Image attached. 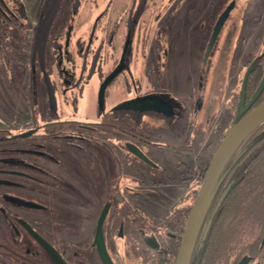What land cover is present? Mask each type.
I'll return each mask as SVG.
<instances>
[{
	"label": "rangeland",
	"instance_id": "obj_1",
	"mask_svg": "<svg viewBox=\"0 0 264 264\" xmlns=\"http://www.w3.org/2000/svg\"><path fill=\"white\" fill-rule=\"evenodd\" d=\"M3 1L9 13L18 12L23 17L8 38L10 44H0V125L11 126L13 131L31 129L52 118L55 113L61 117L72 116L89 121L88 143L77 140V144L83 146V151L62 142L59 152L55 153L61 159V164L40 156L37 158L43 167L50 168L65 180L63 185L68 188L75 186L71 188L72 192L63 191V202L80 211L74 213L78 226H89L88 215L92 210L89 180L92 177L101 178L104 175L101 169L110 170L115 165L114 152L106 148L112 143L103 136V129L109 126L118 132L123 123L120 124L118 118L105 119V111L124 99L152 92H167L168 97L174 95L186 103H189L186 94L192 97L201 95V109L194 112L184 108L175 118L174 127L172 124L158 126L163 125V121L153 122V119L146 118L138 127L144 128L145 124L155 132L164 131V134L166 130L181 132L183 139L180 137L173 141L175 145L189 149L188 181L177 188L171 185L172 181L165 180L166 185L158 184L150 188L154 196H165L169 201L171 198L175 201L151 202L148 208L159 213L168 209L170 204L180 207L182 195L186 198L190 196L191 208L204 177V169L200 168L205 166L207 169L215 149L235 121L234 113L238 111L245 71L264 46V0ZM231 2H234V7L204 64V53L213 26ZM26 26L34 28L31 47H23V43L18 41L24 37L21 33L25 32ZM17 46L20 49L12 54L11 49ZM22 50L27 51L24 61L20 58ZM123 52L126 53L125 69L107 87L104 105L99 106L100 84L118 64ZM23 63L26 67L22 70ZM58 66L65 71L70 68L80 83L69 85L65 91V83L55 69ZM41 71L45 72L48 80L42 79ZM48 103L51 104L49 109ZM120 112L116 111V114ZM15 115H18L17 119ZM103 121L110 122L105 124ZM125 123L123 126L129 124L130 129H134L132 123ZM62 126V129L66 127L65 130L84 129L70 124ZM45 130L46 127L21 142L41 141ZM155 140L161 146L164 145L160 142L168 144L161 138ZM160 173L157 171L154 176L160 178ZM125 174L130 173L126 171ZM137 175L139 182L145 178L142 172ZM131 176L134 178V173ZM50 185L45 187L47 194H50V189L52 191L53 184ZM1 188L7 197L12 193L35 196V199L54 207L53 193L51 199L44 198L36 185L29 184L23 192L16 187L1 185L0 191ZM35 188L36 194L31 192ZM3 198L0 203L9 207ZM131 204L122 203V209H128ZM61 209L64 207L61 206ZM143 210L147 212L145 206ZM34 216L40 219L43 215ZM45 217L48 225H60L56 222V216L46 214ZM136 222L138 224V219ZM76 249L78 260L89 262L87 247L83 244ZM96 252H93L92 259L97 264L100 259ZM118 256L116 254V258ZM151 256V248L141 244L129 259L126 257V264H152Z\"/></svg>",
	"mask_w": 264,
	"mask_h": 264
},
{
	"label": "flooded vegetation",
	"instance_id": "obj_2",
	"mask_svg": "<svg viewBox=\"0 0 264 264\" xmlns=\"http://www.w3.org/2000/svg\"><path fill=\"white\" fill-rule=\"evenodd\" d=\"M229 6H231V12L234 2L229 3L226 8ZM26 52H22L23 61L25 60ZM125 55V52L121 55L124 68L112 81L125 69ZM91 57L93 58V56ZM206 61L204 58L203 63L205 64ZM58 64H60L59 61ZM24 67L26 66L23 63L21 69L23 70ZM55 69L57 70V75L61 77L60 80L65 83V91L69 88V85L80 83L79 78L75 77V73L70 68H67L68 71H65L61 66L55 67ZM40 70H42V66ZM41 74L42 79L48 80L44 71H41ZM166 94L167 92H152L142 96L127 98L105 111V119L118 118L121 120L120 124L121 122L123 124H119L120 130L118 132L110 129L109 126H104L103 136L107 139V142L112 143V145H107L106 148L114 152L112 157L115 165L110 170L108 168L100 170L104 174L102 175L103 178L95 179V177H92L89 180V200L92 210L89 211L88 215L89 226L85 228L79 227L75 219L74 213L80 211H75L72 208L73 205L70 207L65 205L66 201L63 202V191L72 192L71 188H75V186L68 188L63 185L64 179L57 176L50 168L43 167L37 158L40 156V158L42 157L45 160L61 164V159L55 153L59 152L60 143L62 142L75 145L83 151V146L78 145L77 140L84 141V144L88 143L89 121L76 119L72 116L61 117V115H56L55 113L52 118L33 127L37 128V130L26 136L21 134L29 129L13 131L11 126L0 125V186L20 188L23 192L29 184L36 185L39 188V194H42L41 196L51 199L53 193L54 198V207H50L45 201L35 199V196L32 198L24 194L12 193V195L7 197V194L4 193L5 190L1 188L0 199L4 197L3 200L9 204V207H5L0 203V264H59L57 252L67 264H96L95 260L93 261L92 259L95 250L100 259L97 264H126V257L129 259L141 244L151 248L150 263H174L172 260H174L183 235L182 233L180 236V231L182 227H185L189 214L190 196L186 198L185 195H182V205L180 207H174L173 204H170L167 206L168 209L159 213L148 208V203L175 201L172 198L169 201L168 197L165 196H154L155 194L150 191V188L158 184L166 185L165 180L172 181L171 185L173 187L177 186V188L183 185L185 181H188L190 176L189 149L186 146L175 145L173 141H177L180 137L183 139L181 132L166 130L164 134V131L155 132L151 130V126L149 127L145 124L144 128L139 129L138 127L143 122V118H146V120L153 119V122L163 121V125L158 126H164V124H172L173 126L175 118L183 112L184 108L187 107L194 112L201 109V95L197 94L192 97L186 94L189 99V103H186L178 100L174 95L173 97H168ZM151 95L159 96V103L153 104L151 102L150 104H140L139 106L132 105L134 100ZM250 97H247L246 94L245 103L249 101ZM261 100L260 95L253 105ZM27 101L28 98L26 99ZM98 101L99 106L104 105V100L101 103L98 98ZM50 105V103L47 104L48 109ZM116 111L122 112L116 114ZM106 112L108 113L106 114ZM238 112L239 107L238 111L234 113V120H236ZM12 117L9 118L11 119ZM14 117L17 119L18 115ZM137 118L139 119L137 120ZM126 121L127 123H132V128L134 129H130L131 126L129 124L123 126L126 125ZM109 122L103 121L105 124ZM65 124L81 127L85 130L73 128L65 130L66 127L62 129V125ZM45 127L46 130L42 132L43 139L41 141L32 143L21 142V140L34 135ZM74 138L76 140H73ZM157 138L163 139L168 144L165 145L160 142L164 146L159 145V142L155 140ZM4 140L6 142H2ZM52 144L55 145L52 146ZM171 169L174 171L171 172ZM200 169H205V173V166ZM156 170L161 172L160 178L154 176L157 173ZM126 171L130 173V176L131 173H134V178L126 175ZM138 172H142L145 175V178H142L140 182L138 180ZM94 173L95 170H93ZM238 173V170L235 169L232 175L236 176ZM50 183L53 184L52 191L50 189V194H47L45 187H51ZM171 190L172 192L174 191L173 188ZM31 192L36 194V188L32 189ZM129 202L132 203V206L128 209H122L124 204H121H128ZM61 206L65 210L61 209ZM105 206H108V210L101 227L102 239L111 262L106 260L99 249L98 243H95L99 216ZM143 206L146 207L148 213L143 210ZM167 210H170L169 213H167ZM36 214L38 217L43 216L40 219H36L34 216ZM46 214L52 217L56 216V222L60 225H48ZM137 219L139 221L138 224L136 222ZM254 223L257 224L254 225L252 222L248 228V236L242 242L239 243L240 236L236 233L234 234L229 264H239L244 259H247L245 264H264V222L262 224L259 221ZM80 228L81 230L78 231ZM202 234L204 235V232ZM203 235L201 236L202 240H204ZM83 244L89 250V262L86 261V263L79 261L77 257L78 251L76 247ZM116 254L117 256L119 255L118 258H116ZM129 255L131 256L129 257ZM200 264H207V258H205L204 254H200ZM217 264H222V262L219 260Z\"/></svg>",
	"mask_w": 264,
	"mask_h": 264
},
{
	"label": "trees",
	"instance_id": "obj_3",
	"mask_svg": "<svg viewBox=\"0 0 264 264\" xmlns=\"http://www.w3.org/2000/svg\"><path fill=\"white\" fill-rule=\"evenodd\" d=\"M20 14L9 13L4 1L0 0V44H10L8 38L23 17ZM24 30L21 33L24 37L18 41L23 47H31L34 28L26 26ZM17 49L20 48L11 49L12 54ZM22 52L24 50L20 52V58ZM254 57L256 67L249 75L247 97L252 95L264 76V46ZM261 98H264V89ZM235 169L239 172L236 176L232 175ZM256 221L264 222V122L245 137L226 165L198 236L191 264H200V254L205 255L207 264H217L219 260L222 264H229L234 234H238L239 243L242 242L248 236L249 226L252 222L256 225Z\"/></svg>",
	"mask_w": 264,
	"mask_h": 264
},
{
	"label": "water",
	"instance_id": "obj_4",
	"mask_svg": "<svg viewBox=\"0 0 264 264\" xmlns=\"http://www.w3.org/2000/svg\"><path fill=\"white\" fill-rule=\"evenodd\" d=\"M231 6L226 8L217 18L210 40L207 44L205 51V60H207L214 43L217 40L221 27L223 26L226 18L229 15ZM254 60L247 67L244 77L242 79L241 89H240V100H239V112L236 120L228 128L224 136L222 137L220 143L215 149L207 169L204 173L202 183L199 187L196 198L191 205L187 221L185 223L182 239L175 256L173 264H191L194 249L198 236L200 234L203 222L205 220L207 211L212 202L214 194L217 190L219 182L222 177V173L230 161L231 157L245 139V137L253 131L257 126L264 122V98L257 104L253 105L257 98L262 94L264 89V76L262 77L259 85L253 92L249 101L245 103L246 96V86L249 79L251 71L255 68ZM124 68L123 58L117 66L105 77L99 88V99L103 103L104 94L106 87L112 81V79ZM159 96L151 95L139 98L132 102L133 106H139L140 104H153L159 103ZM37 128L29 129L27 132L22 133V136L30 135ZM227 188L223 191L222 195L226 192ZM221 195V196H222ZM108 206H105L99 216L95 243H98L99 249L102 255L107 261L111 262V258L105 247L102 239V223L107 214ZM57 257L59 258V264H67L65 260L61 257L59 252H57ZM247 259L242 260L239 264H245Z\"/></svg>",
	"mask_w": 264,
	"mask_h": 264
}]
</instances>
